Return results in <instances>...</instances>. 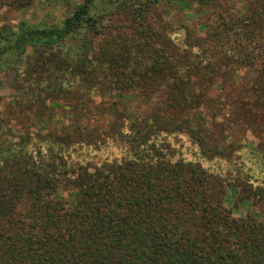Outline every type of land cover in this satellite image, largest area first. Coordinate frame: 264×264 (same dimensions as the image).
Masks as SVG:
<instances>
[{
    "label": "trees",
    "instance_id": "obj_1",
    "mask_svg": "<svg viewBox=\"0 0 264 264\" xmlns=\"http://www.w3.org/2000/svg\"><path fill=\"white\" fill-rule=\"evenodd\" d=\"M4 7L0 264H264V221L225 205L264 201V0Z\"/></svg>",
    "mask_w": 264,
    "mask_h": 264
},
{
    "label": "rangeland",
    "instance_id": "obj_2",
    "mask_svg": "<svg viewBox=\"0 0 264 264\" xmlns=\"http://www.w3.org/2000/svg\"><path fill=\"white\" fill-rule=\"evenodd\" d=\"M67 9H69V7L65 5L58 7V10L55 11V13L49 14V18L56 16L58 18H61L68 13ZM168 9L170 11L169 20L171 21L172 25L175 27L181 24H187L193 26L197 24L198 21L200 22L203 19V16H201L199 13L198 6L195 4H191L187 7L186 6L179 7L178 5L173 4L172 6L168 7ZM30 12H34L33 9H31ZM38 14L41 15L40 12ZM23 15H26V9L16 10L15 8H9V7H4L0 9L1 22L17 21L18 18L22 17ZM250 76H251L250 71L247 70L242 71L241 82L235 85L238 88H236L232 92L233 97L236 98L242 94V89L246 87V85L248 84V80ZM11 91L12 89L10 87H7L2 91V101L0 103V109H2L8 102ZM228 91H229V87H226L224 90L215 89L212 91V93L214 95H220L224 98L225 96H228ZM232 129H233L232 131L234 138L248 136L247 130L242 126L232 127ZM180 144L188 145L185 137H183L181 142L178 143V145ZM189 148L192 149L191 146L188 145V146H184L181 151L178 150L179 153H181L179 155H183L185 158H190L191 153H189ZM61 194L65 198L69 197L68 190L65 189L61 190ZM236 195H237V189L233 187L228 190L225 196V205L231 209L233 215L243 216L247 213H254L258 219L264 221V201L256 205H253L250 200H245L236 203L235 200Z\"/></svg>",
    "mask_w": 264,
    "mask_h": 264
}]
</instances>
